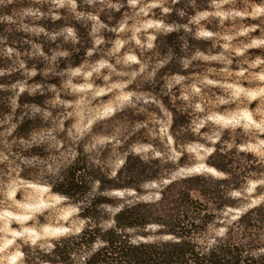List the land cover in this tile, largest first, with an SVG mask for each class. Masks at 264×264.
Here are the masks:
<instances>
[{
  "label": "rangeland",
  "instance_id": "1",
  "mask_svg": "<svg viewBox=\"0 0 264 264\" xmlns=\"http://www.w3.org/2000/svg\"><path fill=\"white\" fill-rule=\"evenodd\" d=\"M75 168L80 202L60 192ZM188 187L196 250L264 264V0H0V264H55V243ZM160 230L127 233L179 242Z\"/></svg>",
  "mask_w": 264,
  "mask_h": 264
},
{
  "label": "trees",
  "instance_id": "2",
  "mask_svg": "<svg viewBox=\"0 0 264 264\" xmlns=\"http://www.w3.org/2000/svg\"><path fill=\"white\" fill-rule=\"evenodd\" d=\"M214 159L216 153L210 156L208 164L226 174H233L229 163ZM80 174L81 170L75 168L60 179V184L64 187L60 192L66 197L76 198L78 202L81 201V193H84ZM170 187L174 188L173 185ZM191 189L195 188L188 187L187 192H181L178 199L172 200L175 205L168 211L161 212L158 208L153 210V206L150 205H123L113 216L112 228L104 229L100 226L93 228L88 225L78 236L68 237L55 243L46 260L55 264H75L76 254L84 248L92 249L100 241L102 246L91 250V254L84 257L79 264H239L242 262L241 256L236 255L239 249L220 246L204 255L191 244L192 236L199 227L197 220L203 221L194 214L199 213L200 209L197 205L200 201L194 200L190 193ZM202 193L214 194V192ZM83 213L88 220L100 214L98 210L90 209L89 206L83 208ZM154 215L160 216L153 218ZM150 224L159 225L161 234L179 238V242L157 245L134 243L127 231L146 228Z\"/></svg>",
  "mask_w": 264,
  "mask_h": 264
}]
</instances>
